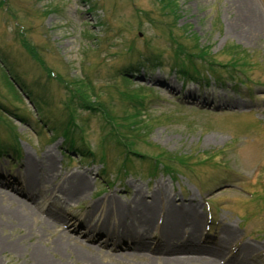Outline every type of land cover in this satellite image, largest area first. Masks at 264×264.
<instances>
[{
  "label": "rangeland",
  "instance_id": "obj_1",
  "mask_svg": "<svg viewBox=\"0 0 264 264\" xmlns=\"http://www.w3.org/2000/svg\"><path fill=\"white\" fill-rule=\"evenodd\" d=\"M261 21L264 0H0V145L21 153H3L0 172L10 181L28 156L52 152L61 176L80 172L92 185L84 202L46 194L32 227L4 203L0 264H108V248L74 238L84 234L78 221L63 234L46 213L82 218L90 203L129 202L134 188L151 195L159 185L176 207L196 200L206 241L228 225L230 256L248 243L260 250L243 264H264ZM195 63L199 82L185 84L172 67ZM68 118L82 131L73 148L55 137ZM140 122L146 135L130 127ZM14 189L22 192L0 186ZM139 254L136 263L158 264Z\"/></svg>",
  "mask_w": 264,
  "mask_h": 264
},
{
  "label": "bare ground",
  "instance_id": "obj_2",
  "mask_svg": "<svg viewBox=\"0 0 264 264\" xmlns=\"http://www.w3.org/2000/svg\"><path fill=\"white\" fill-rule=\"evenodd\" d=\"M261 24L264 27V22L261 21ZM21 169V174L12 177V181H8L0 172V186H10L12 189L17 185L22 190L14 189L16 194L0 190V208L8 201L16 206L14 216L26 227L34 224L35 218L31 217L37 216L36 210L41 206L39 202L46 194H61L56 195V199L63 203L84 202L92 186L80 172L61 176L57 158L52 152H46L38 159L28 156ZM134 189L133 199L129 202L109 196L90 203L87 215L82 218L75 215L65 217L58 210L48 212L47 224L63 234H69L71 223L78 221L74 231H84V234L74 238L83 243L80 237L86 236L88 241H98L102 249L108 248L107 255L113 260L108 264H138L135 261L141 257L139 253L158 256V264H219L222 261L226 264H243L245 254L251 255L260 250L245 243L231 257V249L226 251L225 248L235 238L236 232L223 224L220 237L206 241L198 225L200 217L195 199H183L180 207H176L174 199L165 193L161 185L151 195ZM29 203L35 204L34 208ZM204 242L210 243V247L202 245ZM53 245L54 249L50 247L52 252L61 251L63 246L61 242ZM86 246L93 250L92 246ZM41 254L40 257L47 260ZM87 258L95 260L91 255Z\"/></svg>",
  "mask_w": 264,
  "mask_h": 264
},
{
  "label": "trees",
  "instance_id": "obj_3",
  "mask_svg": "<svg viewBox=\"0 0 264 264\" xmlns=\"http://www.w3.org/2000/svg\"><path fill=\"white\" fill-rule=\"evenodd\" d=\"M185 50H188L189 57L192 60L197 61V58L195 57L193 51L194 49L191 48H185ZM197 54V53H196ZM203 56L202 52H198L197 57ZM204 57V56H203ZM177 60V59H176ZM183 64V63H182ZM178 65V66H172L174 68V70L176 71V73L179 75V78L183 79V81L185 83H188L190 81H200L201 76H198L194 73V67L197 68L199 66V64L195 63V65L190 64L189 66H182ZM179 69L181 72L179 73L178 70ZM69 122H71L70 118H68V121L66 123L65 126H63V128H60L59 131H55V137H60L63 136L72 146H76V137H79V134L81 135L80 137H82V134L80 132H82L80 129H76L75 125H71ZM134 129H137V131L141 134V135H146L148 133V127L146 126V123H139V124H134L133 126ZM80 130V132L78 131ZM79 133V134H78ZM70 137L73 138V140H69ZM79 137V139H80ZM82 140V139H80ZM3 153L7 154V157L9 156V154L11 153V151H9V149H7L6 144L2 143V145H0V154L2 155ZM130 153H134V152H130ZM160 160V158H159ZM165 162H167V164L169 165L170 163H174V160L170 157H165ZM157 162V161H155Z\"/></svg>",
  "mask_w": 264,
  "mask_h": 264
}]
</instances>
